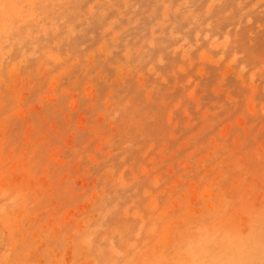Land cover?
Masks as SVG:
<instances>
[{
    "label": "rangeland",
    "instance_id": "obj_1",
    "mask_svg": "<svg viewBox=\"0 0 264 264\" xmlns=\"http://www.w3.org/2000/svg\"><path fill=\"white\" fill-rule=\"evenodd\" d=\"M262 241L264 0H0V264Z\"/></svg>",
    "mask_w": 264,
    "mask_h": 264
},
{
    "label": "snow or ice",
    "instance_id": "obj_2",
    "mask_svg": "<svg viewBox=\"0 0 264 264\" xmlns=\"http://www.w3.org/2000/svg\"><path fill=\"white\" fill-rule=\"evenodd\" d=\"M193 264H203V262L193 261ZM249 264H256V262H249ZM258 264H264V241H262V246H261V259L259 260Z\"/></svg>",
    "mask_w": 264,
    "mask_h": 264
},
{
    "label": "bare ground",
    "instance_id": "obj_3",
    "mask_svg": "<svg viewBox=\"0 0 264 264\" xmlns=\"http://www.w3.org/2000/svg\"><path fill=\"white\" fill-rule=\"evenodd\" d=\"M68 140V139H67ZM70 141V140H69ZM210 142V141H209ZM261 202V201H260ZM80 208V207H79ZM180 226V225H179ZM166 240V239H165ZM118 255V254H117ZM193 257V256H192ZM193 259V258H192Z\"/></svg>",
    "mask_w": 264,
    "mask_h": 264
}]
</instances>
